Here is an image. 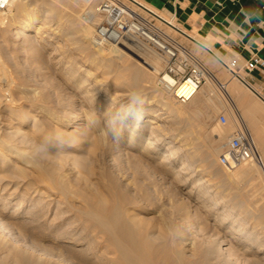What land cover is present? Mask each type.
<instances>
[{"label":"bare ground","instance_id":"bare-ground-1","mask_svg":"<svg viewBox=\"0 0 264 264\" xmlns=\"http://www.w3.org/2000/svg\"><path fill=\"white\" fill-rule=\"evenodd\" d=\"M65 1L67 0H10L7 7L0 8V20L1 15L6 14L10 24H14L17 37L26 36L28 31L35 30L36 37L40 38L49 20L68 21L69 28L63 32L66 39L75 40L80 51L89 50L91 65L99 68L103 77H91L93 71L90 72L89 69L81 75L72 61L62 56L56 58L57 71L77 93L72 106L59 105L53 110L45 106L46 103L41 102L38 106L33 103V114L26 112L17 117L18 123L25 126V129L12 124L13 130L5 139L0 138V190L7 191L10 186L15 185L0 200V264H264V237L259 229L248 226L247 219L241 215L243 209H240L239 204H230L225 196H217L221 186L226 185L228 180L243 177L252 179L260 172L264 173V127L255 119V115L264 113V95L244 78L241 71L230 68L228 58L203 39L187 32L183 26L151 4L143 0H130L155 16L159 22L208 51L231 74L229 81L220 82V87L224 89L227 101L237 110H242L245 116L243 122L258 150V159H246L219 174L216 155L225 146L232 132L228 134L227 128L223 129L214 123V113L222 100L217 96L212 97L215 80L219 82V78L211 68L196 58L206 71L207 81L203 85H197L189 100L182 103L171 86L190 84L191 78L175 79L165 72V57L140 40H130L133 44L124 40L121 45L112 42H103L106 45H102L94 36L99 16L93 14L88 22L82 21L81 24L74 9L66 11L62 7ZM78 1L83 6L82 0ZM90 11L94 13L93 6ZM133 48H136V57L132 59L128 50ZM57 49L58 47L53 46L52 51L56 52ZM3 77L4 72L0 75V81ZM107 81L114 85L108 89L112 92L109 100L106 99L109 93L101 88L102 83ZM119 82L126 83L133 89L150 88L149 93H156L161 100L159 109L167 113L160 117L163 122L156 124V118L162 113L159 111L145 119L144 125L142 117L137 119L138 115L129 126L124 124L125 121L121 118L129 111L128 108L117 105L116 84ZM232 90L236 92L235 95ZM246 90L253 96H248ZM38 100L43 101L41 97ZM30 119L33 120L31 131L27 129ZM46 119L50 123H59L60 127L52 131L46 129ZM77 119L80 121L75 124ZM69 123H74L75 133L70 132L73 129H65ZM194 124H197L200 133L207 132L204 136L209 141L199 154L204 170L220 176L216 182H211L208 178L206 180L202 175L198 176L196 185L189 188L185 196L174 193V209L170 212L175 216L170 224L182 232V235L174 236L161 231L160 227L157 231V223L151 224L148 219L140 216V209L137 208L140 199H129L120 191L116 173H112L115 170L108 173L105 185L100 181L102 173L98 170V156L104 157L109 153L116 160L117 142L111 139L110 133L113 130L117 133L123 131L129 146L139 149L156 162L155 165L165 177L172 174L176 181L181 182L173 187L181 192L183 180L188 179L185 173L188 170L195 171L193 151L176 145L175 142L179 140L173 141L171 138L165 141L166 134L163 130L168 127L180 128L187 135H192ZM143 128L149 130L150 135L144 136ZM44 137H49L51 144L58 142V138L65 139L66 144L80 141L76 146L85 145L84 154H74L65 149L63 151L60 147L58 152H37L36 145ZM13 138H16L15 141ZM195 139L198 143L203 142L199 136ZM27 143L31 144L29 149L28 145L25 149L20 145ZM70 144L67 146L70 147ZM96 150L99 154H96ZM6 151L22 157L21 163L25 166L13 165ZM178 163L179 167L176 168ZM26 166L31 167L34 175L28 173ZM81 170L87 174L85 178L79 176ZM5 177L12 180L5 182ZM72 179L79 180L78 185L82 187L74 188ZM219 182L223 184L220 185ZM20 185L23 190L19 188ZM42 186L47 189L45 193ZM100 187H107L108 192L114 193L112 201L104 197ZM52 194L57 197L54 196L53 200L57 202V206L49 220L48 205L52 202ZM46 197L50 199L44 201ZM16 198L15 210L24 201H29L30 204L26 203L18 213L13 211L12 214H6V204ZM240 199L245 200L241 196ZM129 202L132 207L126 204ZM261 210L264 217V203ZM131 211L134 213L130 214ZM189 217L195 218V225L190 224L195 227L196 236L185 233ZM261 227L264 228V224Z\"/></svg>","mask_w":264,"mask_h":264},{"label":"rangeland","instance_id":"rangeland-1","mask_svg":"<svg viewBox=\"0 0 264 264\" xmlns=\"http://www.w3.org/2000/svg\"><path fill=\"white\" fill-rule=\"evenodd\" d=\"M71 1L72 2L75 1L74 2L75 5H73ZM80 4L81 2L78 0L77 1L67 0L65 1V3L62 4V7H64L66 11H70L71 8L74 9V14L76 16L78 15L76 17L78 18L77 20L81 24H83L81 20V15H80L83 6L82 4L81 5ZM133 6L138 8V11L142 15L148 18L152 17L153 22H155V24L158 27L162 28L165 32H167L168 34L173 36L176 40H178L179 43L187 51H189L192 54V56H194V58H198L201 61V63H204L206 66L211 68L212 72L218 76L219 82L215 80V83L213 86L212 97H216V96L219 97L222 100V104L218 106V109L214 113V123L223 127V129L227 128L228 134L233 132L236 126L238 125V120L241 118L244 121L243 118L245 116L241 109L237 110L236 107L231 102L227 101L226 93L224 92V89L220 87L221 83L226 82V80L228 81L230 80L231 74L228 72V70L223 65L219 64L208 51H206L205 49H202L201 47H199L197 44H195L193 41H190L186 37H183L180 32L174 31L173 29L169 28L164 23L159 22L155 16H153L152 14L148 12H145L139 6L134 5V4ZM12 9L14 12V8ZM158 10L161 11L163 14H165L167 17H170L175 22H177L174 16H171V14H167L165 11L160 10V9ZM6 16H7L6 14H2L1 15L2 18L0 20V64H1L0 70L2 69L0 71V75L3 74V72L5 74V77H3L2 80L0 81V84H1L0 86V107H1L0 108V135L1 136L0 138H4V139L7 137V134L13 130L12 128L14 125L12 124H15L19 126L20 128L25 129V126H21L20 123H18L17 117L20 114H23L26 112L33 114L34 112L31 110L33 103H36V106H38L41 102L46 103L44 105L49 106V108L53 110H55L57 106L59 105L64 106V107L66 105L68 107L72 106L71 103L75 101V97L77 96V93L75 92V89H73L69 85V83L63 80L62 76L57 71L58 64L55 63L56 58H59L60 56H62L64 57V59L72 61L74 63V66L79 71L78 73L81 75L86 73V71L89 69L88 71L90 72L93 71L91 74V77H94L95 79H99L100 77H101L100 79L103 78L100 73V69L97 68L96 66L91 65L90 55L88 54L89 50L80 51L77 47V43L75 42V40L66 39V36L65 34H63V32H66L67 29L69 28L70 23L68 21L59 22L56 20H49L50 22L48 21L46 23L45 30L42 32L43 34L41 35L40 38L36 37L35 30L28 31V35L26 36L20 35L17 37V34H15V27H13L14 24H10ZM185 30L189 33L195 34L200 39H203L204 42H206L207 44H210L206 39L200 37L196 33L189 31L187 29ZM128 43L133 44V41H128ZM101 44L106 45L103 42H101ZM53 46L58 47L56 52L52 51ZM134 49L136 48L128 50V55L132 59L136 57V53ZM226 57L228 58V59L226 58L228 62H230L231 59H233L232 57H228V56ZM243 64L245 63L240 62L238 64V62H236L237 67L238 65H243ZM2 67L4 68L5 71L3 70ZM237 71H241L242 74L245 75V72L243 71V69L240 68ZM206 81H207V78L205 76V80L202 81L201 84L203 85ZM119 83L116 84L117 86L116 87V102L119 107L128 108L129 113L123 118H121V120L125 121L124 124L129 126L135 120L137 115L140 113L141 105L139 103L134 104L132 101V95H133L134 89L130 88V86L126 83H123V82H119ZM9 84L10 86H8ZM113 86L114 85L111 83V81L104 82L101 85L102 90L106 93H109L106 98L108 100L110 99L112 95L111 94L112 92L111 91L109 92L108 89H111ZM141 91L143 93L144 101H145L142 106V119H143L142 124L143 125L145 124V121H144L145 119L151 117L152 115L158 113L159 111H162L160 116L156 118V121H157L156 124H161L163 121L162 120L160 121L161 119L160 117L167 114L165 113V110L159 109V107L161 106V100L159 99V97L156 96V93H153V92L149 93L150 88H148V90L141 89ZM233 94L235 95L236 92L233 91ZM246 94L247 95L249 94L248 96H253V94L250 91H248V93ZM40 97L43 101L38 100V98L40 99ZM71 97L74 99H72ZM35 99H37L38 102L37 100L35 101ZM58 100H60L61 102ZM10 105L11 106L16 105V106H13L12 108ZM220 113H223L227 116V123L225 124V126H223L222 124L218 122V115ZM79 121L80 120L77 119L76 120L77 123L75 124H78ZM28 123L30 124H28L27 129L31 131L33 120L30 119ZM44 124L46 126V129H50L51 131L60 127L59 123H55L54 121L50 123V121L47 119L44 121ZM65 129L67 131H70V129H73L70 132L75 133L74 123L67 124V126H65ZM163 131L166 134L165 141L171 138H173V141L179 140V142H175L176 145L181 146L182 149L188 148L189 150L193 151V155H194L193 156V166H194L195 171L190 172L188 170L187 171L188 173L187 172L185 173V177H188V179L183 180L184 184L181 186L182 190L181 192L179 191L180 193L176 191L173 187L175 184H179L181 182L176 181L173 178L172 174L166 175L167 177H165L164 174L161 172L162 170L155 165L156 162L152 161L146 154L144 153L142 154V152L139 149L129 146L127 144L125 136L123 135V131L119 132V134L122 135V138L120 139L119 142H117L116 160H113L112 156H110L109 153L105 154L104 157L103 156L100 157L99 155L98 160L100 159L99 160L100 168L98 170H100V172L102 173V175L100 176L102 180L100 179V181H102L104 185L107 183V179L109 178L108 173L111 174V172L115 170V172H112V173H116V179H117L120 191L124 195H126V197H128L129 199L130 198L140 199L139 206H137V208L140 209V216L142 218L148 219V221H150L151 224L157 223L158 225H156L155 227L157 231H159L158 228L160 227L161 231H164V232L167 231L168 234H173L174 236H180L182 235V232L177 227H175V225L170 224V223H173L172 221L175 216L174 214L171 213L174 209L172 196L174 195V193L175 194L178 193L177 196L178 195L180 196L181 193H182V196L183 195L185 196L188 189L196 185L195 182H197L196 178L198 176L202 175L204 176L206 180L209 179L211 182H216L217 177L220 175H214L211 172L205 171L203 167V162L199 159L200 150L202 149L204 144L205 145L209 144V141L207 137L204 136L206 135L207 132L200 133L198 131L197 124H194L193 126V131H194V133L192 134L193 136L190 134L187 135L180 128L174 129V128L168 127V129L164 128ZM143 133H144V136L150 135L149 130H146L145 128H143ZM198 136L199 138L203 139L202 141L204 143L197 142L195 138ZM15 139L13 138L14 141ZM63 140L65 141L64 143H60L59 141L58 142L55 141L53 144L49 143L50 147L48 146V150H51L53 152H58L60 149H62L63 151L71 150L74 154L76 153L78 155L84 154L83 150L85 149V145L82 144L81 147L76 146V144L78 145L80 141H76L77 143L72 142L71 144L67 143L71 145L69 147L66 144L67 141L65 139ZM29 144L30 143L20 144V145H23L21 146L22 148L24 147L26 148V145H28L27 149H29L31 145ZM9 145L10 143H8V146ZM186 146H189V147H186ZM223 149H224V146H222V149L219 150L218 154L216 155L217 156L216 164L218 166L219 174H221L223 171H228L227 168H224L223 166L219 164L218 159H217L219 154L223 151ZM6 153H8L7 155H9L8 157L10 158V162L13 165L16 164V165H19L20 167L25 166V165L22 166L23 165V163H21V159H23L22 157H19L13 152L10 153L9 151H6ZM96 154H99L97 150H96ZM145 158L147 159L149 158V159L147 160ZM114 163H115V166L113 165ZM177 166L179 167V163L176 164V168H178ZM25 169L28 171V173L31 172V175H34V173H32V170H30L31 167L26 166ZM32 169H34V167H32ZM224 169H227V170H224ZM79 176L81 178H85L87 174L81 170ZM94 176H97V175H94ZM9 180H12V179L5 177V182L6 181L9 182ZM172 180L174 181V183ZM72 181H73L72 184L74 188L82 187L78 185L79 180L72 179ZM219 184L222 185L223 183L221 184V182H219ZM231 184H234V185L232 186ZM14 186L15 185L10 186L9 189L11 190ZM19 188L23 190V187L21 185L19 186ZM106 188L100 187V191L104 195V197H107L106 199L108 201H112V199L115 197L113 195L114 193L108 192ZM8 190L7 191L0 190L1 192L0 200H3V198L10 191ZM42 191H44V193L45 191H47L45 186L44 187L42 186ZM219 195L225 196V198H228L230 200L229 201L230 204L231 203L237 204V205L239 204L240 209L241 210L243 209L241 212L243 214L241 215L247 219L248 226L249 227L256 226L259 229L260 234L264 237V228L261 227V225L264 224V221H263L264 217L263 215H261V212H262L261 208H262V204L264 203L263 201L264 200V173L260 172V174L256 175L252 179H250V177H243L239 179L228 180L226 185L223 184L221 186L220 191L218 192L217 196ZM242 195L245 200L240 199V196L241 198H243ZM54 196L56 197V195L54 194L50 196V198H53V199H51L52 202L48 205L49 212L47 214V217L49 218V220L53 217L54 212L56 210V206H57L56 205L57 202L55 201L56 202L55 203L53 201ZM50 198L46 197L44 201ZM144 201L145 203H143ZM16 202H17V198L13 199V201L6 204V207L4 209L6 214L10 212L12 214L13 211L18 213L19 211H21L22 208L25 207L26 203L27 205L30 204L29 201H24V203L21 204L17 210H15L17 206L15 204ZM126 204L129 205L130 202ZM130 207H132V204H130ZM133 213H134L133 211L130 212V214H133ZM257 214L258 216H255ZM188 220H190V222L186 224V226H188L186 227L188 230L185 229V233L187 232L186 234H189V235L192 234L190 236H196L194 235L196 234L195 227H193L195 225L193 223L195 222L194 221L195 218L189 217ZM190 223H193L192 224L193 226Z\"/></svg>","mask_w":264,"mask_h":264},{"label":"built area","instance_id":"built-area-1","mask_svg":"<svg viewBox=\"0 0 264 264\" xmlns=\"http://www.w3.org/2000/svg\"><path fill=\"white\" fill-rule=\"evenodd\" d=\"M81 20L88 22L93 14L99 16V21L94 27V36L101 42L122 44L125 40H140L154 48L166 59L164 71L175 79H189L192 82L186 85L171 86L177 93L180 102L185 103L190 96L205 80L206 71L192 54L187 51L178 40L158 27L152 17L142 15L130 0H82ZM10 0H0V8H5ZM93 6L94 13L90 11ZM237 60L231 59L230 68L236 66ZM264 61L258 56L247 60L244 67L251 71L257 66H263ZM218 122L227 123V116L218 115ZM257 158L258 150L252 135L240 118L238 125L229 136L223 151L218 156V162L227 169L236 167L246 159Z\"/></svg>","mask_w":264,"mask_h":264},{"label":"crops","instance_id":"crops-1","mask_svg":"<svg viewBox=\"0 0 264 264\" xmlns=\"http://www.w3.org/2000/svg\"><path fill=\"white\" fill-rule=\"evenodd\" d=\"M174 16L185 29L206 39L222 55L246 62L264 61V0H145ZM245 72L244 78L264 95V65ZM264 113L255 115L264 127ZM260 119V120H258Z\"/></svg>","mask_w":264,"mask_h":264},{"label":"clouds","instance_id":"clouds-1","mask_svg":"<svg viewBox=\"0 0 264 264\" xmlns=\"http://www.w3.org/2000/svg\"><path fill=\"white\" fill-rule=\"evenodd\" d=\"M132 101L133 103H139L141 105V111L140 113L138 114V117L137 119H141L142 117V106L144 104V96H143V93L141 90L139 89H134L133 91V95H132ZM110 137L112 140L116 141V142H119L120 139L122 138V135L117 133L115 130H113L111 133H110ZM59 139V142L61 143H64L65 141L62 139V138H58ZM51 142V139L49 137H44L40 142L37 143L36 145V150L37 152H40V153H46L47 150H48V146H49V143Z\"/></svg>","mask_w":264,"mask_h":264}]
</instances>
